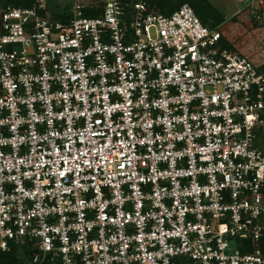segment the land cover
<instances>
[{"label": "built area", "instance_id": "1", "mask_svg": "<svg viewBox=\"0 0 264 264\" xmlns=\"http://www.w3.org/2000/svg\"><path fill=\"white\" fill-rule=\"evenodd\" d=\"M94 2L0 7V249L264 264V65L189 3Z\"/></svg>", "mask_w": 264, "mask_h": 264}, {"label": "rangeland", "instance_id": "2", "mask_svg": "<svg viewBox=\"0 0 264 264\" xmlns=\"http://www.w3.org/2000/svg\"><path fill=\"white\" fill-rule=\"evenodd\" d=\"M20 1V0H18ZM42 0H35V3ZM47 5L46 15L52 16V12H62L68 16L74 12L85 8L97 6V2L92 0H44ZM216 7L218 12L225 18L224 22L217 25L225 34L232 38L239 48L247 55L254 57L258 62L264 61V21L257 27L251 26L249 20L244 21L242 16L246 8L245 2L241 0H206ZM21 5V4H19ZM2 6L0 2V7ZM79 6L81 8H79ZM84 8V9H83ZM222 44L225 46L224 42ZM239 49V50H240Z\"/></svg>", "mask_w": 264, "mask_h": 264}, {"label": "trees", "instance_id": "3", "mask_svg": "<svg viewBox=\"0 0 264 264\" xmlns=\"http://www.w3.org/2000/svg\"><path fill=\"white\" fill-rule=\"evenodd\" d=\"M96 1V0H92ZM136 1V0H133ZM2 5L12 3L15 5L21 4L22 6H31L35 3V0H0ZM151 7L158 9L163 13H172L176 8H178L183 3H189L193 9L195 10L196 14L200 17L202 22L206 25L210 26H217L224 22L225 18L218 12L215 6L209 3L206 0H148ZM64 11L60 12H52V17L66 19L70 16L68 14H64ZM256 12L260 13V17L257 18L254 16ZM102 13L101 8H85L84 15L86 16H94L97 14ZM242 16H245L244 21L249 20L251 26L255 25L260 27L259 25L262 24L264 21V0L259 1L257 5L248 6L244 9ZM262 20V21H261ZM263 25V24H262ZM264 26V25H263ZM222 41L225 44V47L239 51L242 54L246 55L249 59H251L254 63L258 65H264V61L258 62L254 57L245 54L239 46L233 42L232 38H229L224 30L222 31ZM240 49V50H239ZM262 139L264 142V130L262 131ZM0 264H25L24 256L18 251V249H12L10 251H3L0 249ZM53 264V263H52Z\"/></svg>", "mask_w": 264, "mask_h": 264}]
</instances>
